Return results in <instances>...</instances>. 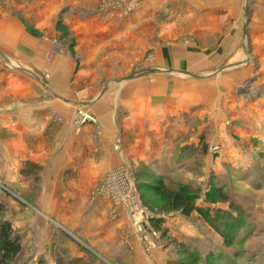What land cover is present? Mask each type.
Listing matches in <instances>:
<instances>
[{
  "label": "rangeland",
  "instance_id": "374dc122",
  "mask_svg": "<svg viewBox=\"0 0 264 264\" xmlns=\"http://www.w3.org/2000/svg\"><path fill=\"white\" fill-rule=\"evenodd\" d=\"M188 2L0 0V19H18L31 37L51 45L43 58L49 65L56 68L58 61L67 57L75 73L92 64L85 63L86 56L76 50V37L66 24L87 23L112 30L95 60L107 64L98 65V78L80 79L76 86V76L70 81L73 93L69 98L74 103L71 125L77 134L90 125L100 142L102 127L91 106L113 103V148L121 154L123 124L130 117L125 104H139L146 99L153 105L164 102L168 106L164 109L166 122L153 130L157 134L151 137L153 142L144 159L127 160L110 169L90 191L91 201L111 204V221L127 220L121 230L129 249H133V238L141 245L123 206L125 194L133 187L132 193L152 217L151 227L161 236L160 249L146 252L142 247L146 255L161 251L166 264H264V47L252 46L253 33L245 23L241 37L238 34L237 48L219 46V34L203 39L190 29L194 24L188 17ZM249 18L248 13V22ZM231 43L233 40H228ZM163 46L204 51L213 61L229 51H237V57L234 62H211L209 68L198 66L178 74H156L152 62L156 50ZM12 65L10 68L16 70ZM236 69L251 73L233 89L220 84L219 74ZM46 72L33 78L36 98L59 102V96L49 94L53 74L51 70ZM208 72L213 77H207ZM194 74L206 76L198 80L191 76ZM133 85L145 90L125 98L124 91ZM159 85L164 87L162 97L152 90ZM154 108L153 112L157 111ZM81 114L93 121L77 124ZM152 116L155 118L154 113ZM51 118L63 124L70 122L54 110ZM7 165L4 167L0 151V206L22 245L20 255L11 264H133L125 250L98 245L99 239L93 242V236L87 237L79 224L66 218L65 183L48 177L43 184L40 171L32 169V175L22 177L13 163ZM158 185L164 190L176 185L191 188L199 211L188 217L169 211L163 197L152 190ZM217 189L222 194L219 199L212 196ZM221 198H228L229 203L220 202Z\"/></svg>",
  "mask_w": 264,
  "mask_h": 264
},
{
  "label": "crops",
  "instance_id": "0c3cea01",
  "mask_svg": "<svg viewBox=\"0 0 264 264\" xmlns=\"http://www.w3.org/2000/svg\"><path fill=\"white\" fill-rule=\"evenodd\" d=\"M248 1L250 14L248 28L253 33L252 46L264 47V0H189L188 17L194 24L190 29L199 32L197 35L203 39L215 38L219 34V46L232 45L237 48L240 33L244 29L245 6ZM66 25L76 37V50L86 56L85 63L92 64L77 73L71 68L72 63L67 57L58 61L56 68L53 64L49 65L43 58L47 55V50L50 52L51 45L31 37L18 19H0V151L1 158L5 161L4 167L11 162L19 169L18 174L22 177H28L23 173L28 167L34 169V172L40 171L44 177L43 184L49 181L48 177L54 178L55 182L65 183L68 207L66 218L74 224L77 223L76 226L79 224L82 231L87 233V237L93 236L91 238L93 242L99 239L98 245L106 244L107 247L125 250L133 264H166L164 253L155 251L151 255H146L135 238L132 239L133 249H129L123 242L121 230V226L125 227L127 220L111 221L108 217L111 204L103 200L91 201L90 191L110 169L127 160L131 162L144 159L153 142L151 137L157 134L153 130L160 127L159 123L166 122L164 109L168 106L164 102L153 105L146 99L141 100L139 104H125V110L130 113V117L123 124L124 151L121 154L116 153L113 148L116 138L113 103L103 102L91 106L102 127L100 142L99 138L94 136L93 127L90 125H86L80 135L77 134L71 125L74 103L70 102L69 98L73 93V84L70 81L76 76L73 82L76 86L80 79L98 78L97 68L103 60L99 59L98 63L95 60L106 47L103 40L109 41L106 38L112 35V30L102 25L87 23ZM224 31L230 35L224 36ZM228 40H233V43L228 44ZM143 46L147 51L146 40ZM223 54L218 57V61L236 60L234 56L237 57V51ZM207 57L204 51H184L173 46H163L155 52L152 69L156 74L164 71L166 74H178L183 70L193 71V68L198 66L209 68L211 62H217ZM103 59L105 60L104 57ZM261 60L264 61V54ZM12 63L15 64L12 66L16 70L10 68ZM47 70H51L53 74L49 94L59 96V102L53 103L36 98L37 88L33 78L45 75ZM250 73L236 69L222 72L217 78L220 79V84L233 89ZM212 75L210 72L207 73V77H213ZM191 76L199 80L206 75ZM163 88V85H159L152 90L162 97ZM96 89L98 88L93 90ZM144 90L139 85L129 86L124 91V96L127 98L133 92L142 93ZM195 96H199L198 93ZM84 104L88 105L86 102ZM138 105L141 108H138ZM154 106L157 107L155 112ZM52 110L70 122L63 124L52 120ZM153 121H156V124ZM107 247L102 249L106 250Z\"/></svg>",
  "mask_w": 264,
  "mask_h": 264
},
{
  "label": "trees",
  "instance_id": "16d2710c",
  "mask_svg": "<svg viewBox=\"0 0 264 264\" xmlns=\"http://www.w3.org/2000/svg\"><path fill=\"white\" fill-rule=\"evenodd\" d=\"M36 169H40L36 167ZM25 176L32 175L33 171L28 167L23 171ZM152 190L163 197L166 201V207L169 211H179L185 216H191L194 212L199 211L196 205V194L194 190L187 186H174L172 189L164 190L162 186H153ZM214 197H222L219 189L213 191ZM214 203L217 202L212 200ZM222 203H229L228 198H221ZM234 207L235 204L231 203ZM237 210V208H235ZM22 251L20 238L15 234V230L8 220L3 216V208L0 206V264H11L14 262ZM69 264H76L74 261Z\"/></svg>",
  "mask_w": 264,
  "mask_h": 264
},
{
  "label": "built area",
  "instance_id": "2783aa9c",
  "mask_svg": "<svg viewBox=\"0 0 264 264\" xmlns=\"http://www.w3.org/2000/svg\"><path fill=\"white\" fill-rule=\"evenodd\" d=\"M93 121L92 118L81 114L77 124L82 125L87 121ZM81 128V126H80ZM133 187H129L128 193L125 194L123 206L128 214L131 228L139 238V242L146 252H150L162 247L161 236L159 232L152 228L150 221L152 219L149 212L142 207L139 199L132 193Z\"/></svg>",
  "mask_w": 264,
  "mask_h": 264
},
{
  "label": "water",
  "instance_id": "95a60500",
  "mask_svg": "<svg viewBox=\"0 0 264 264\" xmlns=\"http://www.w3.org/2000/svg\"><path fill=\"white\" fill-rule=\"evenodd\" d=\"M248 10H246V13H245V16H246V18H245V25L247 26L248 25ZM133 77H129V78H127L128 80L129 79H132Z\"/></svg>",
  "mask_w": 264,
  "mask_h": 264
}]
</instances>
